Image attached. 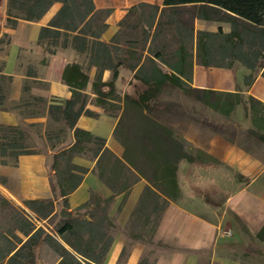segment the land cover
Segmentation results:
<instances>
[{"label": "trees", "instance_id": "1", "mask_svg": "<svg viewBox=\"0 0 264 264\" xmlns=\"http://www.w3.org/2000/svg\"><path fill=\"white\" fill-rule=\"evenodd\" d=\"M163 1V8L145 2L131 8L125 19L119 23L118 32L111 40L97 42L93 60L96 76L91 89L97 106L103 107L105 111H108V106H116L122 110L114 129L115 138L123 146L132 139L165 172L175 176L179 162L197 163L202 158V152L195 154L172 127L164 125L150 115L159 106L160 96L170 88L194 96L206 107L226 118L233 114L237 106L245 103V113L251 118L253 127L264 132V103L259 99L250 95L243 99L238 92L196 89L190 85L195 59L205 67L227 69L242 64L251 71L245 77V84L248 87L252 85L259 72L262 71L264 77V0ZM55 3L62 4V7L53 15L48 25L41 28L39 45L45 40H50V46L53 47L61 44L63 48H68L71 45L78 53H87L89 57L93 48L91 31L97 23L105 21L112 12L111 9H96L93 0H8L6 21L13 27L17 19L39 21ZM139 8L143 9L141 16H147L146 19L140 18L139 22H144L146 27L142 29L140 41L128 40L127 52L132 62L125 65L116 55L117 52L125 51L121 43L122 28L128 16ZM197 18L228 22L231 31L226 32L220 27L218 31L211 32L196 30L194 24ZM139 26L133 28L137 29ZM144 50L148 51L145 60H143ZM127 66L130 71L135 72L130 81L134 92L127 93L121 98L117 94L115 81L120 77L119 70ZM106 71L112 74L107 81L104 80ZM62 76L63 82L72 91V100L87 104L90 100L87 92L90 75L84 70L83 65L76 62L69 63ZM1 78L6 79V76L1 75ZM8 80L11 82L12 79L8 78ZM2 91L0 84V104L5 98ZM113 101L122 102L124 106L121 107L119 103L112 104ZM48 114L53 122L62 123L70 131L72 130L75 138L70 148H65L53 156L52 171L57 176L58 182L56 186L52 182V191L54 194L58 191V198H62L63 202L67 203L68 197L79 187L89 171L73 160L76 156L86 154L87 150H90L93 158L97 159L96 168L100 180L114 193L128 192L131 185L138 181L139 178L132 169L106 146V139L76 126L79 120L77 113L70 112L66 108L51 106ZM85 114L93 116L94 113L87 109ZM131 114L137 118L138 127L134 136L129 134L124 137L123 130L129 125L127 120H130ZM110 116L115 117V115ZM5 127L0 125L2 129ZM9 129L16 128L9 126ZM47 139L60 140L59 137L51 135H47ZM90 144L94 147H88ZM6 150L0 141V164L5 163L3 156L6 155ZM29 153L17 154L29 155ZM62 164L65 165L64 168L61 167ZM100 200V198L96 200L98 207L102 202L107 204L112 198L101 200L102 202ZM151 201L155 202L151 213L156 216L154 223L157 224L169 202L146 186L140 202L145 208ZM25 204L42 219L49 217L55 211L52 199H30L25 201ZM94 216L83 219L74 217L63 221L56 230L60 239L42 227L37 228L31 224L22 230L27 240L21 241L20 246L12 247L0 255V261L8 258L5 264H37L36 251L47 244L57 254L56 264H104L112 247L113 237L102 225L104 222H108L112 228L114 225L107 216L97 221ZM257 238L264 241V225ZM125 254L126 248L121 253V258ZM139 264L151 263L148 259H143Z\"/></svg>", "mask_w": 264, "mask_h": 264}, {"label": "crops", "instance_id": "2", "mask_svg": "<svg viewBox=\"0 0 264 264\" xmlns=\"http://www.w3.org/2000/svg\"><path fill=\"white\" fill-rule=\"evenodd\" d=\"M142 2L164 7L163 0H141L139 3L93 0L96 9H111L112 12L105 21L94 27L93 30L99 32L97 39L90 34L93 40V48L87 58L90 65L93 66L94 63V45L98 41L109 42L118 32L119 23L125 19L128 11ZM61 7L62 4L55 3L39 21L17 19L13 27L6 21L8 0H0V40L5 35L10 37L5 51L0 50V56L6 64L0 75L12 79L7 100L22 101L26 96L27 84H31L27 91L31 90L35 96L45 99V108L38 118H24L15 110L0 108V125L14 127L39 123L43 134L63 140L60 145L45 147L40 153L19 155L14 172L3 170L8 182L14 177L19 178L24 192H28L32 199L54 197L51 157L70 148L75 138L72 130L64 124L49 119L48 110L51 106L66 108L79 115L76 125L78 128L106 139V146L139 178L128 192L114 193L97 175V159L92 162L79 156L73 159L89 171L79 187L68 197L69 204L74 207L87 202L93 192L101 200L112 198V203L116 205V211H112L111 216L117 231L104 264H139L147 258L151 264H264V241L257 238L264 225V132L253 127L251 118L245 113L246 104L237 106L228 118L206 106L205 108L222 116V123H232L238 132L237 137L242 135L241 131H246L260 140V146L246 148L236 139L232 140L214 131L210 121L193 122L181 127V131L171 126L189 144L190 150L195 154L202 152V158L197 163L179 162L177 174L170 175L137 145L123 146L115 138L114 129L118 118L106 115L101 110L95 111L97 117L88 116L85 112L89 108L92 110L90 104L84 105L72 100V91L63 82L62 73L69 63L80 62L64 57L63 51L66 49H59L54 54L45 56L49 62L46 71L25 73L20 70L22 55L38 49L41 28L48 25ZM208 23L209 21L197 18L194 26L196 30H207ZM143 53L144 58L148 51L144 50ZM94 69L96 71L95 67ZM130 72L131 80L135 72ZM192 72L190 85L196 89L238 92L243 99L250 95L264 103L262 71L256 75L250 87L245 84V77L251 71L242 64L237 68H209L195 59ZM107 73L109 71L104 74ZM104 80L107 81L105 77ZM93 81L90 78L88 83L89 95H93ZM41 84L44 85L41 90L34 88ZM146 186L169 202L152 230V242L160 245L157 251L153 250L154 246L142 241H132L130 244L131 235L127 231L134 216L147 208L140 202ZM125 248L126 254L121 258Z\"/></svg>", "mask_w": 264, "mask_h": 264}, {"label": "rangeland", "instance_id": "3", "mask_svg": "<svg viewBox=\"0 0 264 264\" xmlns=\"http://www.w3.org/2000/svg\"><path fill=\"white\" fill-rule=\"evenodd\" d=\"M126 1L128 3H139L141 0ZM142 12L143 9L140 8L132 12L128 16V20H126V23L122 28L123 35L121 37V43H123L124 46H121L124 47L125 51L117 52L116 55L119 59H122L124 61L125 65H129L132 62L130 60L129 53L127 52L126 44L128 40L140 41L142 39V29L146 27L144 22H139L140 18H147V16H141ZM138 25H140L139 28H133ZM219 26H222V28L226 32H229L231 30L230 23H220L211 20L208 23L206 31H218ZM92 32L93 33H91V36L97 39V37L99 36V32H97V30H93ZM62 40L63 39H60V41ZM9 42V36L2 37V42H0L1 52L5 51V45H7ZM50 42V40H45L42 44L39 45L38 49H33L32 51L23 54L19 61L20 70L25 73L46 71L49 62H47V57L45 56L51 55L52 51L56 52L59 49H66L65 51H63L64 57L68 58L69 60L79 61L83 65L84 70L87 72V74L90 75V78H92L93 80L95 79L96 71L94 69V63L93 66L89 64V61L87 60V53H78L73 47H71V45H69L68 48H63L61 44L53 47L50 46ZM94 46L97 49V43ZM5 65L6 64L3 61V57L0 56V71L4 70ZM239 66L240 64H236L233 68H237ZM119 74L120 77L115 81V85L117 94L122 98L127 93H133L134 88L132 83L130 82L132 79L130 80L131 72L130 69H128V66L126 68H121L119 70ZM104 77L106 80L110 79V71ZM133 82L135 83V81ZM0 84L2 85V92L5 96L4 100L0 104V108H5L10 111L15 110L24 118H38L39 116H42L43 110L45 108V99L43 97L35 96L31 90L27 91L31 88V84H27V86L25 87L26 96L20 102H10L7 100V91L10 84L7 77L6 79L1 78ZM42 86L44 85H36V87L34 86V88L38 87L41 90ZM94 98V94L90 95V100L87 103L90 104L92 109L91 111H93L94 113L92 117H97L98 114L95 111L101 110L106 115H115V117L119 120L122 110H119L116 106H108V111H105L103 107L97 106L95 104ZM158 102L159 106L155 111L150 113V115L153 118L160 120L164 125H167L169 127L174 126L175 129L181 131V127H186L193 122L200 123V121H203L205 123L210 121V125L212 126L214 131H217L218 133H221L232 140L236 139V141L240 145H244V147L252 149L256 146H260V140H257L254 136H252L250 133H247L246 131H241L242 135H240V137H237L238 132L232 126V123H222V116L206 109L205 105L200 100H197L194 96H188L176 88H170L163 92V94L158 99ZM113 103H119L121 107L124 106V103L122 102L113 101L112 104ZM136 120L137 118L133 114H131L130 120H127L129 125L127 124L128 126L123 130L124 137H127V135L129 136V134L131 136L135 135V130L138 127V123ZM14 127L16 128L14 130H10L9 126H6L3 129L0 128V141L3 143L5 149H7L6 155L3 156L5 163L0 164V255L4 254V252L8 251V249L12 247L20 246L21 241L27 240V237L23 234L22 230L29 227L31 224H33L37 228L42 227L45 231L53 234L58 239H60L58 234H56V230L60 227V224L63 221L67 220L68 218L74 217L83 219L90 218L92 217V215H95L93 218L97 221L103 216H107L110 219L111 223L114 225V228L110 227L108 222H104L102 227L109 233V235L114 237L117 229L114 224V218L111 216V214L112 211H116V205L112 203V200L107 204L103 203L100 200L102 203H100L101 205L100 207H98V205L96 204V200H99V198L93 192L90 193V197L87 202L84 201L79 205L72 207L68 201L66 203L63 202V200H59V192L56 190L57 193L54 194V197L50 196L45 198L54 200L55 205L54 213L45 219L40 218L36 212L26 206L25 201L32 199L31 195L29 196L27 194L28 192H24V189L22 188L23 184L19 178L14 177L13 180L8 182L9 179L7 178L3 170L9 171L10 173L15 171V166L18 165L17 159L19 155L17 153H40L48 146L56 147L57 145H60L63 140L60 139L49 141L47 139V136L42 133V126L39 123H30L28 125L23 124ZM133 145L137 144L132 141V139H130L125 146L129 147ZM88 147L93 148L94 146L90 144L88 145ZM79 157H81V159L85 161L87 160L92 162V160H94L92 152L90 150H87L86 154L79 155ZM51 162V184L53 182L56 186L58 178L57 176H55L54 171H52V165L54 163L53 156L51 157ZM61 167L64 168L65 165L62 164ZM95 171L97 173L96 167ZM154 204L155 202L151 201L147 205V208L145 209V211H143V213L134 216L127 231L131 235L130 244L132 243V241H142L148 243L150 246H154L153 250L157 251V248L160 247V245L155 244L151 240V235L153 232L152 230L155 225L154 220L156 217L151 213V209H153ZM7 259L8 258H5L3 261H0V264H5ZM147 259L150 261L149 258ZM57 260L58 257L56 252L47 244L41 246L36 251L37 264H56ZM122 262L123 260H121V263Z\"/></svg>", "mask_w": 264, "mask_h": 264}]
</instances>
